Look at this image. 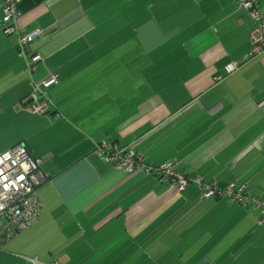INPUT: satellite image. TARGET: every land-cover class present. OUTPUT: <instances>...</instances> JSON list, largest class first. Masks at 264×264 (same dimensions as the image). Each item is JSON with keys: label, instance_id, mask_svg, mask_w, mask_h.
Returning a JSON list of instances; mask_svg holds the SVG:
<instances>
[{"label": "crops", "instance_id": "1", "mask_svg": "<svg viewBox=\"0 0 264 264\" xmlns=\"http://www.w3.org/2000/svg\"><path fill=\"white\" fill-rule=\"evenodd\" d=\"M238 1L21 0L14 34L0 1V154L24 144L49 175L38 221L4 254L43 264H264L263 210L127 174L96 153L129 147L148 167L245 185L264 202V55L249 58L258 23ZM30 32L24 58L19 37ZM230 63L241 68L227 74ZM52 76L48 100L36 92L49 111L34 112L35 84Z\"/></svg>", "mask_w": 264, "mask_h": 264}, {"label": "built area", "instance_id": "2", "mask_svg": "<svg viewBox=\"0 0 264 264\" xmlns=\"http://www.w3.org/2000/svg\"><path fill=\"white\" fill-rule=\"evenodd\" d=\"M0 1L4 13V31L8 34H14L19 31L15 20L19 14L18 6L21 0ZM238 5L253 21L258 23V28L250 34L254 48L250 52L249 58L254 60L264 55V12L261 11L258 0H239ZM19 39V54L25 58L34 39V34L32 32L22 34ZM26 59L28 69L33 71L34 65L38 64L42 57L40 54H35L32 58ZM240 68V64L230 63L226 66L225 71L227 74H233ZM58 82L57 77L52 76L42 84H35L34 92L29 97V102L33 103L31 108L34 112L43 114L49 111L48 102L43 105L39 103L36 92L40 90L45 99L48 100L45 90L54 84H58ZM59 118L60 116L56 117V119ZM96 153L106 162L112 163L115 168L127 174L154 173L159 180L165 183L169 182L181 192L185 191L191 184H196L204 199L226 197L231 202L243 207L263 210L264 214V202L257 197L250 196L245 185L232 184L220 188L216 181H206L200 177L180 173L171 164H161L154 169L145 165V158L136 154L129 147L100 144L96 147ZM48 179L49 175L45 174L41 168V159L31 154L24 144L14 146L0 154V264H20L22 261H25L26 264H43L34 258L13 255L6 251L4 254L3 246L33 226L38 220L41 204L37 197V190Z\"/></svg>", "mask_w": 264, "mask_h": 264}, {"label": "trees", "instance_id": "3", "mask_svg": "<svg viewBox=\"0 0 264 264\" xmlns=\"http://www.w3.org/2000/svg\"><path fill=\"white\" fill-rule=\"evenodd\" d=\"M37 221H38V220H37ZM37 221H36V222H37ZM36 222H35V223H36ZM35 223H34V224H35ZM12 239H13V238H12Z\"/></svg>", "mask_w": 264, "mask_h": 264}]
</instances>
